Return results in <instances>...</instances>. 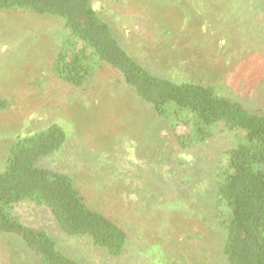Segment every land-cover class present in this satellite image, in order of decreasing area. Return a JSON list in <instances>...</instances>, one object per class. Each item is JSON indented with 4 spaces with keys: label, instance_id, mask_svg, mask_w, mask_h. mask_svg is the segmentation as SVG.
I'll list each match as a JSON object with an SVG mask.
<instances>
[{
    "label": "rangeland",
    "instance_id": "rangeland-1",
    "mask_svg": "<svg viewBox=\"0 0 264 264\" xmlns=\"http://www.w3.org/2000/svg\"><path fill=\"white\" fill-rule=\"evenodd\" d=\"M121 44L156 75L213 84L250 110L264 111V0H93ZM99 12V13H100ZM67 30L51 15L0 11V169L6 147L56 121L61 148L39 166L70 174L87 204L122 226L119 257L89 237L62 232L50 211L25 200L19 220L40 225L63 251L87 264H226L210 210L216 166L236 142L181 149L156 115L109 65L76 87L52 60ZM0 264H42L14 233H0Z\"/></svg>",
    "mask_w": 264,
    "mask_h": 264
},
{
    "label": "trees",
    "instance_id": "trees-1",
    "mask_svg": "<svg viewBox=\"0 0 264 264\" xmlns=\"http://www.w3.org/2000/svg\"><path fill=\"white\" fill-rule=\"evenodd\" d=\"M21 10L51 15L66 29L52 60L53 75L81 87L106 64L153 112L168 120L176 145L193 148L227 131L236 137L216 166L210 210L224 237L226 264H264V111L250 110L213 84L173 81L156 75L134 57L93 0H0V11ZM100 12V13H99ZM9 106L0 95V111ZM66 139L52 121L6 147L0 169V233H14L42 264H87L66 253L40 225L25 224L14 208L25 200L46 207L68 236L89 237L111 257L122 255L126 230L90 207L73 177L39 166L38 160L59 150Z\"/></svg>",
    "mask_w": 264,
    "mask_h": 264
}]
</instances>
